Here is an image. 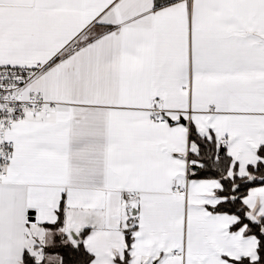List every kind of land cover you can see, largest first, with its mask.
I'll list each match as a JSON object with an SVG mask.
<instances>
[{
  "label": "snow or ice",
  "instance_id": "snow-or-ice-1",
  "mask_svg": "<svg viewBox=\"0 0 264 264\" xmlns=\"http://www.w3.org/2000/svg\"><path fill=\"white\" fill-rule=\"evenodd\" d=\"M0 264H264V0H0Z\"/></svg>",
  "mask_w": 264,
  "mask_h": 264
}]
</instances>
